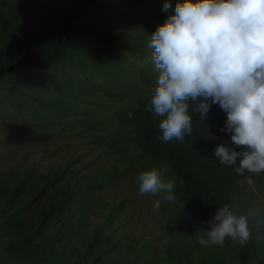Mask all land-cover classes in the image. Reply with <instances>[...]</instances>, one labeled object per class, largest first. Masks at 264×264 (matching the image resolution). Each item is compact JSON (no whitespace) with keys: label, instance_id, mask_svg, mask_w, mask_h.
I'll list each match as a JSON object with an SVG mask.
<instances>
[{"label":"trees","instance_id":"1","mask_svg":"<svg viewBox=\"0 0 264 264\" xmlns=\"http://www.w3.org/2000/svg\"><path fill=\"white\" fill-rule=\"evenodd\" d=\"M165 2L118 26L113 0H0V98L21 66L133 68L134 52L164 67L133 64L139 86L101 87L128 97L116 127L95 136L96 104L63 103L81 114L68 123L81 139L44 166L31 153L0 166V264H264V0H224L216 20L211 0ZM205 20L202 56L173 89L172 39ZM222 33L230 53L197 83L204 44ZM154 37L167 46L145 44Z\"/></svg>","mask_w":264,"mask_h":264},{"label":"rangeland","instance_id":"2","mask_svg":"<svg viewBox=\"0 0 264 264\" xmlns=\"http://www.w3.org/2000/svg\"><path fill=\"white\" fill-rule=\"evenodd\" d=\"M26 1L36 4L37 8L42 7L45 2V0ZM48 1L52 2L53 0ZM113 1L108 16L114 19L118 26L124 25L121 22L128 21L132 16L151 14L166 8L165 0ZM211 1L210 12L213 19L216 20L219 16V6L224 0ZM262 12H264V8L259 9L258 13ZM210 24H212L210 20L199 23L196 26L198 30L191 40L184 39L183 35H176L172 39L175 42V44L172 42L174 57L170 65V70L174 73L173 89H179L185 81V75L180 73V70L183 68L187 73H190L193 62L202 56L203 50L200 45L209 38V30L204 29ZM223 34L204 44L207 52L205 58L207 59L200 69L201 78L197 80V83H208V78L217 74L218 69L224 63L225 55L230 53L231 39ZM201 41L202 43H200ZM147 42L150 47L154 48L167 46L166 41L158 37L145 40V44ZM124 56L126 57L123 61L124 64L131 62L137 66L147 65L146 67L156 75L164 72L159 53L151 56V60L147 62L140 58H134L135 62L129 61L128 57L134 56V52H125ZM133 64H131L133 68L124 66L110 69L101 63L96 67H88L86 70L70 64L65 71L43 66H21L16 74L9 77V82L0 98V166L17 159L18 153H31L39 157L41 166H44L47 164L49 156L59 150V145H63V148L68 146L69 142L80 140L81 136L71 135L74 133L68 127V123L81 114L77 110L63 106V103L74 104L77 101L93 107L95 105L92 103L96 104L95 108L90 111L92 120H101L99 128L93 132L95 136H100V134L116 127L118 121L116 111L126 106L128 97L108 95L101 90V87L109 85L120 88L129 78H132L134 86H139L141 82L135 78L133 70L136 65ZM98 85L99 97H96L95 90ZM39 92H44L48 97ZM53 93L57 94L58 100L49 97ZM19 125H25L30 130L44 129L46 131L41 136L33 137L21 133L18 130ZM245 182L246 179L242 181V183Z\"/></svg>","mask_w":264,"mask_h":264}]
</instances>
